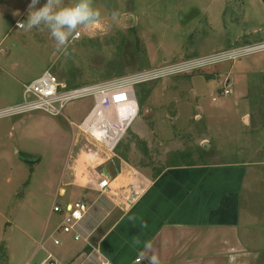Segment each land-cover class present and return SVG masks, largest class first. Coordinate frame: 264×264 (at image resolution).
Here are the masks:
<instances>
[{
    "label": "rangeland",
    "instance_id": "374dc122",
    "mask_svg": "<svg viewBox=\"0 0 264 264\" xmlns=\"http://www.w3.org/2000/svg\"><path fill=\"white\" fill-rule=\"evenodd\" d=\"M29 3L0 0V109L19 102L24 83L45 69L78 86L264 41L263 0H93L100 23L79 29L80 37L73 34L60 47L47 29L16 25H26ZM220 18H227L225 32ZM187 48L198 52L183 54ZM135 93L140 112L117 155L150 176L168 163H245L243 225L260 239L250 248L257 252L254 264H264V49L148 80L135 85ZM93 103L92 97L75 99L65 114L80 121ZM67 120L42 111L0 117V264H40L49 256L66 263L87 250L84 235L75 240L73 233L56 230L62 217L52 210L55 203L83 195L73 187L64 197L56 192L73 140ZM13 125L19 128L10 135ZM15 142L18 149L41 154V160L17 155ZM181 148L191 150L183 151L190 157L183 158ZM117 155L112 173L120 166ZM139 179L140 186L147 184ZM56 238L62 244H55Z\"/></svg>",
    "mask_w": 264,
    "mask_h": 264
},
{
    "label": "crops",
    "instance_id": "0c3cea01",
    "mask_svg": "<svg viewBox=\"0 0 264 264\" xmlns=\"http://www.w3.org/2000/svg\"><path fill=\"white\" fill-rule=\"evenodd\" d=\"M227 18H220V30L224 32ZM242 33L238 32L230 42L237 41ZM188 51L198 52L187 48L183 54ZM196 117L200 118V114ZM251 118L249 112L244 116L250 126ZM18 128L11 126L10 135ZM136 134L143 137L146 133ZM17 146L15 142L17 155L30 156L33 163L41 160V154ZM75 147L72 140L56 192L64 197L67 187L83 190L80 198L86 199L90 207L77 231L99 253H91L92 248L85 241L83 249L87 250L75 254L67 264H99L101 258L112 264H254L257 252L255 255L250 248L260 239L252 237L249 227L243 225L241 194L248 174L245 163H168L150 176L116 153L120 166L112 173L109 168L113 169L114 158L100 161L79 146L74 152ZM96 171L110 181L106 192L98 190ZM140 176L147 180L145 186H140ZM69 202L72 201L61 204ZM138 258L141 259L137 261Z\"/></svg>",
    "mask_w": 264,
    "mask_h": 264
},
{
    "label": "built area",
    "instance_id": "2783aa9c",
    "mask_svg": "<svg viewBox=\"0 0 264 264\" xmlns=\"http://www.w3.org/2000/svg\"><path fill=\"white\" fill-rule=\"evenodd\" d=\"M17 21L16 25L18 26ZM81 36V32L74 37ZM264 49V41L251 43L240 47L214 51L206 55H197L188 59H180L167 64L114 77L105 81L69 86L60 81L50 69H45L41 75L23 86L22 99L0 109V117L17 115L32 111L46 112L52 116H63L72 126L73 142L82 151L95 156L100 161H109L116 156V150L140 112V106L135 93V85L148 80L182 74L199 67L219 61L236 58L239 55ZM224 93L230 89L225 88ZM92 97L94 103L88 113L80 121H75L65 114L69 102ZM98 177L97 187L101 192L110 188V181L103 173L95 172ZM86 199L80 198L69 203H55L52 210L62 216L57 227L60 233H73L75 240L82 236L77 231V225L89 210ZM91 246V253H99V249ZM61 243L60 238L55 239ZM141 258H138L139 261ZM40 264H67L49 256ZM99 264H112L108 259L101 258Z\"/></svg>",
    "mask_w": 264,
    "mask_h": 264
},
{
    "label": "clouds",
    "instance_id": "9594fccd",
    "mask_svg": "<svg viewBox=\"0 0 264 264\" xmlns=\"http://www.w3.org/2000/svg\"><path fill=\"white\" fill-rule=\"evenodd\" d=\"M40 5V0H30L27 6V20L19 22L18 27L26 30L38 28L47 29L57 42V47L63 46L73 34H78L81 28H89L100 23V10L95 8L93 0H46ZM117 13H113L115 18Z\"/></svg>",
    "mask_w": 264,
    "mask_h": 264
},
{
    "label": "trees",
    "instance_id": "16d2710c",
    "mask_svg": "<svg viewBox=\"0 0 264 264\" xmlns=\"http://www.w3.org/2000/svg\"><path fill=\"white\" fill-rule=\"evenodd\" d=\"M264 1V0H263ZM179 154V153H178ZM180 155H183V158L186 157V156H189L191 155L190 152H183V153H180ZM172 161V160H171ZM178 163V162H177ZM180 163V162H179Z\"/></svg>",
    "mask_w": 264,
    "mask_h": 264
}]
</instances>
